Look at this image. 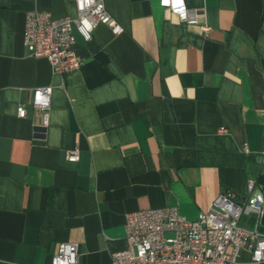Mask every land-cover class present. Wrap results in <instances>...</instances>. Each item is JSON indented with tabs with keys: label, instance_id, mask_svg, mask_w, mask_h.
I'll list each match as a JSON object with an SVG mask.
<instances>
[{
	"label": "crops",
	"instance_id": "obj_1",
	"mask_svg": "<svg viewBox=\"0 0 264 264\" xmlns=\"http://www.w3.org/2000/svg\"><path fill=\"white\" fill-rule=\"evenodd\" d=\"M184 1L188 21L164 0H105L124 32L75 30L84 63L62 76L24 46L26 13L75 17V0H0V264H52L62 243L79 245V264H112L129 213L195 221L223 192L248 197L250 179L263 192L264 0ZM41 87L53 90L45 139Z\"/></svg>",
	"mask_w": 264,
	"mask_h": 264
},
{
	"label": "built area",
	"instance_id": "obj_2",
	"mask_svg": "<svg viewBox=\"0 0 264 264\" xmlns=\"http://www.w3.org/2000/svg\"><path fill=\"white\" fill-rule=\"evenodd\" d=\"M182 20H191L184 0H164ZM77 15L57 19L48 10L26 13L24 46L36 58H46L56 74L77 72L84 60L75 51L77 30L86 42L93 39L99 24L108 26L114 35L123 26L110 14L105 0H75ZM202 16V14L197 15ZM204 33L210 31L202 25ZM52 88H36L31 105L40 114L35 135L45 139L50 126ZM25 118V104L18 107ZM227 133L226 128H221ZM67 159L79 162L81 149H69ZM264 174V164L262 168ZM249 196L238 200L233 192L221 193L195 221L182 216L175 207L144 209L127 214L125 230L128 249L114 253L112 264H236L243 250L252 254V264L264 262V234L259 231L264 214V193L257 190L256 179L248 182ZM245 215H255L257 224L250 230L241 226ZM52 264H79V245L62 243Z\"/></svg>",
	"mask_w": 264,
	"mask_h": 264
},
{
	"label": "water",
	"instance_id": "obj_3",
	"mask_svg": "<svg viewBox=\"0 0 264 264\" xmlns=\"http://www.w3.org/2000/svg\"><path fill=\"white\" fill-rule=\"evenodd\" d=\"M263 193H264V188H263ZM262 224L264 225V214L262 216Z\"/></svg>",
	"mask_w": 264,
	"mask_h": 264
}]
</instances>
